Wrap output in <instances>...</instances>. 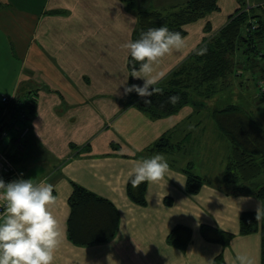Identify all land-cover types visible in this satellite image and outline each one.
Wrapping results in <instances>:
<instances>
[{"label":"crops","instance_id":"0c3cea01","mask_svg":"<svg viewBox=\"0 0 264 264\" xmlns=\"http://www.w3.org/2000/svg\"><path fill=\"white\" fill-rule=\"evenodd\" d=\"M142 1L152 10L169 11L187 0ZM245 1L246 8H264V0ZM239 7L238 0H217L216 10L183 25L185 46L155 65L159 82ZM136 22L122 0H0V103L19 88L23 101L35 96L32 114L18 122L21 129L7 130L2 147L21 179L54 186L51 211L62 232L54 264H213L219 253L225 264H238V255L261 264V233L240 235L239 217L245 211L257 214L259 205L263 213V204L251 193L225 187L230 145L210 108L187 105L152 119L136 107L138 98L123 94L129 87L124 45L132 41ZM143 83L132 78L131 85ZM25 128L17 150L13 140ZM163 137L171 149L148 151ZM157 153L170 170L163 182L147 183L145 205H137L126 193L131 161ZM186 171L203 180L195 194L185 189ZM73 185L114 205L119 226L113 239L89 246L68 240ZM177 225L192 231L185 250L166 241ZM203 225L234 237L223 248L202 236Z\"/></svg>","mask_w":264,"mask_h":264},{"label":"trees","instance_id":"16d2710c","mask_svg":"<svg viewBox=\"0 0 264 264\" xmlns=\"http://www.w3.org/2000/svg\"><path fill=\"white\" fill-rule=\"evenodd\" d=\"M122 1L127 10L136 15L133 42L140 38L141 32L164 25L171 31L180 32L183 36V25L217 9V0H187L182 5L170 8L169 11L152 10L145 7L146 4L142 0ZM238 2L240 7L229 18L227 24L197 49L206 46V55H196V50L155 85L163 88L162 95L151 97L152 103L145 105L135 92L128 94L129 99L138 98L136 107L141 112L152 119H157L175 115L187 105L202 108L206 102L204 99L218 91L221 82L228 77L234 78L235 66L237 62L239 63L235 60V55L241 51L240 57H245V61L249 62L251 55L257 53L256 50L264 48V11L259 7L246 9L244 0ZM261 56L264 59V53ZM133 65L139 69V64L133 61L129 54L126 63L129 87L132 84ZM20 91L19 88L16 96L9 103H0V134L12 128V121L24 124L25 121L21 119L32 114L34 110L35 96L32 95L27 101H23ZM174 95L180 97V101L175 105L169 103V97ZM211 119L217 131L230 145V153L222 174L223 183L234 185L231 187L232 193L245 192L254 195L262 202L264 213V185L256 190L248 188L252 181L264 173V128L248 111L232 103L212 109ZM18 124L21 126L20 123ZM1 146L0 142V148ZM171 148L169 140L163 137L148 151ZM185 173L186 191L190 194L197 193L203 180L189 171ZM132 178L133 175L127 181V196L133 203L145 205L147 183L133 188ZM68 204L70 213L67 219V238L72 244L89 246L113 239L119 226V215L110 201L96 196L79 185H73ZM255 217L256 213L253 211H245L240 215L239 234L261 233V264H264V218L256 220ZM201 234L207 241L217 242L223 248L234 237L232 233L205 225L201 226ZM191 237V229L177 225L169 232L166 241L169 245L185 250ZM213 264H225L222 253L213 259Z\"/></svg>","mask_w":264,"mask_h":264},{"label":"clouds","instance_id":"9594fccd","mask_svg":"<svg viewBox=\"0 0 264 264\" xmlns=\"http://www.w3.org/2000/svg\"><path fill=\"white\" fill-rule=\"evenodd\" d=\"M185 46V39L178 31H171L164 25L149 28L141 32L140 38L124 45L129 50L133 61L131 77L142 79V86L124 87V95L135 92L145 105L152 103L151 97L162 95L163 88L155 87L161 76L153 75L155 65L170 54ZM207 47L196 51L203 56ZM180 101L179 95L169 97V103L175 105ZM133 178L131 185L138 188L142 183L163 182L170 168L163 154L131 161ZM54 186L41 182L34 184L32 179L14 180L5 183L0 179V200L6 202V210L0 215V264H54L55 253L62 243V232L51 208L56 204L53 195ZM247 199V198H241ZM264 218L259 205L255 219ZM238 264H253L246 255L236 257Z\"/></svg>","mask_w":264,"mask_h":264},{"label":"rangeland","instance_id":"374dc122","mask_svg":"<svg viewBox=\"0 0 264 264\" xmlns=\"http://www.w3.org/2000/svg\"><path fill=\"white\" fill-rule=\"evenodd\" d=\"M244 2L246 1L244 0ZM262 10L264 11V8ZM240 52L235 55V60L239 61L240 64L237 62L235 66L234 78L228 77L221 82L218 91L204 99L206 101L205 105L210 108L209 110L230 103L239 105L248 111L254 120L264 128V71H262L264 59L261 58L264 48L259 51L256 50L257 53L251 55V61L249 62L245 61V57H240ZM203 114L201 113V116ZM224 185L227 189L233 190L231 187H234V185ZM262 185H264V173L261 177L252 181L248 188L256 190Z\"/></svg>","mask_w":264,"mask_h":264},{"label":"built area","instance_id":"2783aa9c","mask_svg":"<svg viewBox=\"0 0 264 264\" xmlns=\"http://www.w3.org/2000/svg\"><path fill=\"white\" fill-rule=\"evenodd\" d=\"M248 9V8H246ZM11 97H2L1 98V103L2 104H7L11 101ZM11 127L12 129H21L20 125L16 121L11 122ZM27 132V128L24 130L20 131L18 137L16 136L13 140V145L15 149L21 150L22 149V143L21 139L24 136V134ZM7 136V131H4L0 134V142L1 145L4 144ZM0 179H2L6 184L9 182H12L14 180H20L21 177L18 175L14 164L10 157L8 156L6 150L3 149L1 146L0 148ZM6 210V202L3 200H0V215H2Z\"/></svg>","mask_w":264,"mask_h":264}]
</instances>
